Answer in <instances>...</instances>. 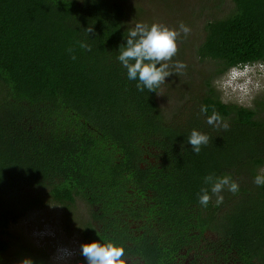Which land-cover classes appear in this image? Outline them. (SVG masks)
I'll list each match as a JSON object with an SVG mask.
<instances>
[{
  "label": "trees",
  "instance_id": "16d2710c",
  "mask_svg": "<svg viewBox=\"0 0 264 264\" xmlns=\"http://www.w3.org/2000/svg\"><path fill=\"white\" fill-rule=\"evenodd\" d=\"M228 3L195 49L207 65L201 96L166 118L159 87L137 90L117 59L134 27L126 0H0V264H56L9 227L51 202L76 219L78 199L89 220L75 222L77 246L65 244L76 264L93 241L123 247L126 264H264V186L253 182L264 169V101L226 104L213 86L229 66L264 61V0ZM201 105L229 128L207 125ZM193 129L210 137L199 154ZM210 174H230L239 191L202 207Z\"/></svg>",
  "mask_w": 264,
  "mask_h": 264
},
{
  "label": "clouds",
  "instance_id": "9594fccd",
  "mask_svg": "<svg viewBox=\"0 0 264 264\" xmlns=\"http://www.w3.org/2000/svg\"><path fill=\"white\" fill-rule=\"evenodd\" d=\"M85 31L93 33V28L88 27ZM191 29L181 22L178 28H169L162 23L151 25L138 22L128 31L126 43L118 46V61L127 72L129 80H138L136 88L139 91L147 89L155 92V89L165 83V79L173 74L183 75L187 65L182 61L170 63L177 54V40L183 34L185 37ZM79 46L86 51H91L85 42H79ZM71 53L73 49H68ZM73 60L76 59L72 55ZM213 86L221 93L224 102H235L240 106L251 108L252 101L257 95L264 92V61L239 62L229 66L224 73L213 80ZM200 114L204 117L207 125L216 130H227L229 124L215 110L208 114V106H200ZM210 137L193 129L188 137L191 150L199 154L201 147L208 144ZM254 177L257 186H264V169ZM204 184L198 194V202L202 207H207L215 197L216 206L224 202L223 192L235 195L239 191V185L232 179L230 174L215 176L210 174L204 177ZM77 246V245H76ZM80 255L86 264H126L125 250L112 241L99 243H82ZM56 264H76L73 260L72 249L61 245L57 249ZM13 264H34L28 257L16 259Z\"/></svg>",
  "mask_w": 264,
  "mask_h": 264
},
{
  "label": "rangeland",
  "instance_id": "374dc122",
  "mask_svg": "<svg viewBox=\"0 0 264 264\" xmlns=\"http://www.w3.org/2000/svg\"><path fill=\"white\" fill-rule=\"evenodd\" d=\"M229 0H126V9L130 10L128 23L132 26L138 22L151 25L162 23L169 28H178L183 22L191 31L185 37L183 34L177 40L178 51L176 61L187 65L185 74H173L165 79L156 94L157 103L166 118H171L178 107L187 97L202 94L199 80L207 69L205 63H200L195 58V49L204 37V24L211 18L222 16V9L230 7ZM175 62V61H171ZM170 62V63H171ZM216 89V88H215ZM217 90V89H216ZM221 97V93H220ZM222 100V98H221ZM264 101V92L252 101ZM222 102H224L222 100ZM235 104V102H224ZM240 106V105H238ZM252 106V107H253ZM243 107V106H242ZM248 108V107H246ZM264 114V113H263ZM242 180V179H241ZM77 218L68 217L65 220V211L61 206L48 203L45 207L36 209L21 218L16 224L9 227V232L17 238L24 240L38 249L51 254V261H55L57 249L62 244L79 243L80 231L73 229L75 222L80 224L88 222V209L78 199L75 204ZM80 229V228H78Z\"/></svg>",
  "mask_w": 264,
  "mask_h": 264
}]
</instances>
